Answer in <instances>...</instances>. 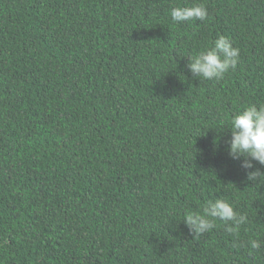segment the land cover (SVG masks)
<instances>
[{"label":"trees","instance_id":"trees-1","mask_svg":"<svg viewBox=\"0 0 264 264\" xmlns=\"http://www.w3.org/2000/svg\"><path fill=\"white\" fill-rule=\"evenodd\" d=\"M220 35L237 67L194 76ZM250 103L264 0H0V264H264V184L228 154ZM218 198L248 222L195 237L185 213Z\"/></svg>","mask_w":264,"mask_h":264},{"label":"clouds","instance_id":"clouds-1","mask_svg":"<svg viewBox=\"0 0 264 264\" xmlns=\"http://www.w3.org/2000/svg\"><path fill=\"white\" fill-rule=\"evenodd\" d=\"M173 22L190 20L204 21L208 10L203 3L192 6H174L170 9ZM239 62V49L233 46L226 36H218L205 50L189 58L188 70L205 80H221L229 70H234ZM231 139L228 154L233 160H241L246 179L254 184H264V172L256 165L264 167V103H250L235 113L230 121ZM258 182V183H257ZM224 222V230L238 236L241 226L248 222L247 214L235 209L225 199L208 201L201 212L187 211L183 223L194 236L211 231L215 221ZM251 249H259L262 242L257 239L249 241Z\"/></svg>","mask_w":264,"mask_h":264}]
</instances>
